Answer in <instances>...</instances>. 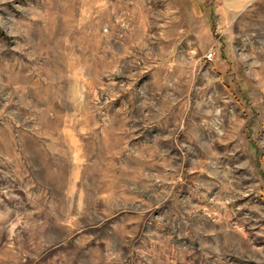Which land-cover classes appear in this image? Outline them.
<instances>
[{
    "label": "rangeland",
    "instance_id": "rangeland-1",
    "mask_svg": "<svg viewBox=\"0 0 264 264\" xmlns=\"http://www.w3.org/2000/svg\"><path fill=\"white\" fill-rule=\"evenodd\" d=\"M0 264H264V0H0Z\"/></svg>",
    "mask_w": 264,
    "mask_h": 264
}]
</instances>
